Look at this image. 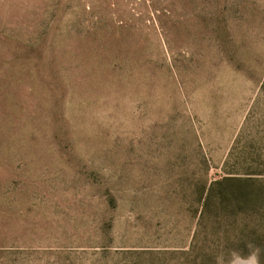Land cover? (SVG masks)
I'll return each mask as SVG.
<instances>
[{
	"label": "rangeland",
	"instance_id": "374dc122",
	"mask_svg": "<svg viewBox=\"0 0 264 264\" xmlns=\"http://www.w3.org/2000/svg\"><path fill=\"white\" fill-rule=\"evenodd\" d=\"M263 79L264 0H0V264H264Z\"/></svg>",
	"mask_w": 264,
	"mask_h": 264
},
{
	"label": "trees",
	"instance_id": "16d2710c",
	"mask_svg": "<svg viewBox=\"0 0 264 264\" xmlns=\"http://www.w3.org/2000/svg\"><path fill=\"white\" fill-rule=\"evenodd\" d=\"M261 86H264V79L261 80ZM252 163L256 160L251 158ZM249 161V160H248ZM259 162V160H257ZM224 161L222 168L223 173L217 178L210 181L206 188L203 206H207L211 197H220L222 202L229 205L234 203L240 204V211L247 220L262 219L264 225V168H250L244 172H239L237 168L227 169ZM249 168V167H248ZM224 205V208L227 207ZM229 209V208H228ZM247 232L258 233L255 228H250L245 224ZM259 234L252 236V241L263 240L264 227L258 230Z\"/></svg>",
	"mask_w": 264,
	"mask_h": 264
},
{
	"label": "clouds",
	"instance_id": "9594fccd",
	"mask_svg": "<svg viewBox=\"0 0 264 264\" xmlns=\"http://www.w3.org/2000/svg\"><path fill=\"white\" fill-rule=\"evenodd\" d=\"M250 251L246 257L233 254L230 264H259L260 249L251 244L248 245Z\"/></svg>",
	"mask_w": 264,
	"mask_h": 264
}]
</instances>
